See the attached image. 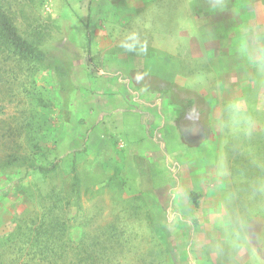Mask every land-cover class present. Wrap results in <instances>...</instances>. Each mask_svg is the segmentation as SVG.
<instances>
[{"label":"rangeland","instance_id":"1","mask_svg":"<svg viewBox=\"0 0 264 264\" xmlns=\"http://www.w3.org/2000/svg\"><path fill=\"white\" fill-rule=\"evenodd\" d=\"M250 2L10 0L50 63L0 60V234L54 211L69 244L57 264H204L192 249L213 225H264V37L238 14ZM139 91L150 143L156 114L177 115L185 155L154 179L139 163L137 184L110 117Z\"/></svg>","mask_w":264,"mask_h":264},{"label":"crops","instance_id":"2","mask_svg":"<svg viewBox=\"0 0 264 264\" xmlns=\"http://www.w3.org/2000/svg\"><path fill=\"white\" fill-rule=\"evenodd\" d=\"M252 1L253 3L251 4ZM134 2H136V0H134ZM251 2L248 4L249 7L247 9L242 10L238 14L239 17L243 18L244 22H251V25H249L251 30H254L261 39L264 37V27L259 28L257 25L259 21L263 20L260 18L259 13L264 11V0H251ZM261 43H263V41H261ZM152 48L153 50L150 52L155 54L159 53L156 48ZM140 68L142 70L144 66ZM146 71L149 72L148 70ZM154 73L156 72H153V74ZM172 81L178 84V81L174 79H172ZM147 94L151 95L149 91H139L138 93L131 94L130 97H128L129 104L126 101L128 105H126V103L122 104L121 100L119 101L120 103H115L116 107L111 113L112 117H110V121L113 125L112 136L119 146L117 147V154L118 151H126L124 157L121 158H126L128 160V162L126 160L124 162L126 165L132 167V179L137 184L141 182L139 163L145 166L150 165L154 179V175L160 176L159 174H161V172H165L169 175V172L166 171L168 169L166 165L168 161L170 162L172 160L171 157L174 156L172 153L177 154V158L181 157V152H183L182 147L175 143L176 141H183L177 129L178 117L177 115L169 116V112H166V114L169 113L167 117L159 113L156 114V120H159L161 116L164 124H162L163 127L158 131L156 137L153 138V144L150 143L152 139L148 140L147 136L149 131L143 121V116L147 114L144 110L148 109L146 105L150 106V102H147ZM157 102L161 101L155 100L154 102L153 100L152 103L154 105V103ZM131 103H134V105L137 103L138 105L136 104L135 106H138V108L135 109L130 105ZM128 120L132 123L131 126L126 124ZM154 123L160 124L161 122L157 123L154 121ZM171 140L173 142L169 146ZM177 145L180 148L179 151H177ZM184 155L185 154L182 156ZM110 159L113 160V163L118 159L115 150L111 154ZM171 191L172 187L167 186L166 195L171 193ZM166 195H164V197ZM158 204L162 207L165 205L166 208L171 206V204L168 205L164 203L162 199L159 200ZM242 209L239 210L236 208L235 212H242ZM252 210L251 204V212L257 213V211ZM262 216L264 217V215ZM213 226L219 227L218 235L209 229L206 239H203L204 244L202 247L198 248V246L194 244L192 249L193 251L196 250L193 254L198 260L202 258V260L200 259L201 263L203 261L204 264H264V225H253L252 223V225Z\"/></svg>","mask_w":264,"mask_h":264},{"label":"trees","instance_id":"3","mask_svg":"<svg viewBox=\"0 0 264 264\" xmlns=\"http://www.w3.org/2000/svg\"><path fill=\"white\" fill-rule=\"evenodd\" d=\"M9 2L10 0H0V60L42 67L48 65L50 58L41 45L20 34ZM53 70L61 85L65 84L68 72L62 63H56ZM194 101L188 100V104L194 105ZM79 152L86 153L87 144ZM55 168L56 166L39 167L42 173H49ZM73 174V187L77 188L79 176L75 168ZM193 196L197 203L198 195ZM66 234V224L54 211L49 216H43L35 225H16L10 233L0 234V264H57L64 261L66 254L60 253L58 249L69 248ZM10 256L15 257L12 259Z\"/></svg>","mask_w":264,"mask_h":264}]
</instances>
